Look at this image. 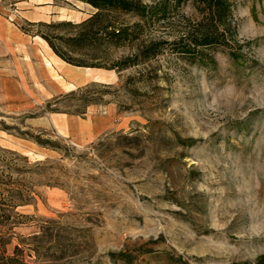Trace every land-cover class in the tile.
Here are the masks:
<instances>
[{
	"label": "rangeland",
	"instance_id": "obj_1",
	"mask_svg": "<svg viewBox=\"0 0 264 264\" xmlns=\"http://www.w3.org/2000/svg\"><path fill=\"white\" fill-rule=\"evenodd\" d=\"M230 2L235 55L216 51L214 66L164 51L119 74L99 69V82L35 114L0 108L6 255L17 246L25 264H253L264 254V0ZM58 3L60 19L44 23L95 12ZM200 8L183 12L199 18ZM181 28L154 24L141 39L169 41ZM90 110L112 116L91 141L52 125V112L84 119ZM12 190L29 204L11 210Z\"/></svg>",
	"mask_w": 264,
	"mask_h": 264
},
{
	"label": "trees",
	"instance_id": "obj_2",
	"mask_svg": "<svg viewBox=\"0 0 264 264\" xmlns=\"http://www.w3.org/2000/svg\"><path fill=\"white\" fill-rule=\"evenodd\" d=\"M76 1L89 5L95 12L78 23H28L46 29H69L64 36L47 33L35 35L45 40L61 60L72 66L119 74L155 59L164 51L175 54L190 65L201 67L214 66V55L218 50L227 49L231 56L235 55L236 23L230 0H160L149 5L142 0ZM188 4L201 7L199 18L184 14L183 10ZM134 18L135 21H131ZM177 22L183 24V28L176 32L172 40L141 39V35L148 37L146 33L154 24L173 25ZM122 48H130L132 53L116 58L114 52ZM5 197L0 183V202H5ZM7 200L13 203L11 210L30 201L22 200V196L14 190L8 192ZM3 213L0 203V221ZM7 244L4 238H0V264H25L22 251L17 246L12 255H6ZM253 264H264V254L258 256Z\"/></svg>",
	"mask_w": 264,
	"mask_h": 264
},
{
	"label": "crops",
	"instance_id": "obj_3",
	"mask_svg": "<svg viewBox=\"0 0 264 264\" xmlns=\"http://www.w3.org/2000/svg\"><path fill=\"white\" fill-rule=\"evenodd\" d=\"M9 2L13 5L6 4ZM58 2L0 0V108L7 114H35L50 102L99 82L93 77L99 69L67 64L45 40L22 28L24 23L60 19ZM93 111H88L84 119L52 112V125L66 138L75 140L81 130L79 137L91 141L109 128L112 120L107 112Z\"/></svg>",
	"mask_w": 264,
	"mask_h": 264
}]
</instances>
